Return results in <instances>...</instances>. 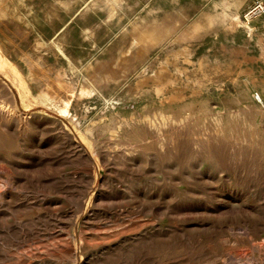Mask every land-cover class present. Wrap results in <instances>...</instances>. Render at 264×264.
<instances>
[{"label": "rangeland", "instance_id": "1", "mask_svg": "<svg viewBox=\"0 0 264 264\" xmlns=\"http://www.w3.org/2000/svg\"><path fill=\"white\" fill-rule=\"evenodd\" d=\"M246 12L0 0V264H264V66L229 33Z\"/></svg>", "mask_w": 264, "mask_h": 264}, {"label": "crops", "instance_id": "2", "mask_svg": "<svg viewBox=\"0 0 264 264\" xmlns=\"http://www.w3.org/2000/svg\"><path fill=\"white\" fill-rule=\"evenodd\" d=\"M236 1L241 4L242 8L244 7L247 10L245 15L248 14L246 16L248 22H244L242 20V24L240 26L237 24L235 20L236 16L233 15L232 16L233 21L236 23L237 26L234 23L233 25L234 27L232 26V28H230V31H229L230 38L232 40H235L236 34L243 32L245 34V43H244V49H243L244 57L243 58L249 61L256 62L258 64L261 63V65L264 66V13L260 14L257 12L258 11L257 1L259 0H236ZM73 9H70V11H72ZM80 11H78L77 13H79ZM36 13H37V16L41 15L39 11H36ZM37 24L36 26L38 29V33L40 34V38H48L51 34L52 27L43 18H41V20H39V23Z\"/></svg>", "mask_w": 264, "mask_h": 264}, {"label": "bare ground", "instance_id": "3", "mask_svg": "<svg viewBox=\"0 0 264 264\" xmlns=\"http://www.w3.org/2000/svg\"><path fill=\"white\" fill-rule=\"evenodd\" d=\"M248 15V14H247ZM236 22H237V24L238 25H240L241 26V24H242V22L240 21V19H239V17H236ZM1 50V49H0ZM0 56H1V54H0ZM8 62V61H7ZM13 63V62H12ZM14 65V64H13ZM89 87H92V85L91 86H89ZM86 88H82V89H80L81 90V93H87V91L88 90H85ZM107 98V97H106ZM81 99H83V98H81ZM110 99V98H109ZM41 103H42V101H41ZM45 103V102H44ZM70 105H71V102H70V100H64L63 102H62V105H61V108H60V112L62 113V114H64V115H66V114H69V112H70ZM56 107H58V106H56ZM52 108V107H51ZM67 116V115H66Z\"/></svg>", "mask_w": 264, "mask_h": 264}, {"label": "built area", "instance_id": "4", "mask_svg": "<svg viewBox=\"0 0 264 264\" xmlns=\"http://www.w3.org/2000/svg\"><path fill=\"white\" fill-rule=\"evenodd\" d=\"M257 3H258V11L257 12L260 14L264 13V1L259 0V1H257Z\"/></svg>", "mask_w": 264, "mask_h": 264}]
</instances>
